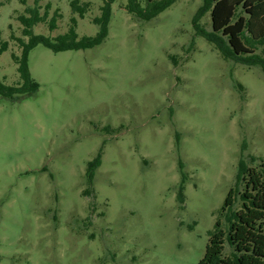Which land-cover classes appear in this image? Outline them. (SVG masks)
I'll list each match as a JSON object with an SVG mask.
<instances>
[{"label":"rangeland","instance_id":"obj_1","mask_svg":"<svg viewBox=\"0 0 264 264\" xmlns=\"http://www.w3.org/2000/svg\"><path fill=\"white\" fill-rule=\"evenodd\" d=\"M72 1L42 0L63 18L34 33L56 38L75 18L80 38L98 34L103 1L81 0L91 5L85 18ZM126 2L113 5L102 45L38 46L29 68L40 89L0 95V264H198L218 223L227 229L222 207L241 188L240 163L264 161V73L226 61L197 34L202 0H178L149 21ZM25 9L0 6L9 42L0 81L12 87V35L22 29L12 16ZM200 25L211 31L209 14Z\"/></svg>","mask_w":264,"mask_h":264},{"label":"trees","instance_id":"obj_2","mask_svg":"<svg viewBox=\"0 0 264 264\" xmlns=\"http://www.w3.org/2000/svg\"><path fill=\"white\" fill-rule=\"evenodd\" d=\"M42 0H35L33 6H27L28 0H19L26 6L23 13H16L12 18L21 24V36L12 35L20 54L12 58L19 71L20 82L8 86L0 81V95L12 101L27 98L40 89L30 73V53L38 46H43L54 53L80 51L102 45L109 33L113 16V5L118 0H102L100 15L93 19L98 27V34L92 37H79L77 21L71 19L66 33L56 38L35 34L37 25L46 26L49 32L58 28L62 17L56 9L50 17L51 3L42 6ZM178 0H127L121 3L130 14L138 19L149 21L170 8ZM7 0H0V6ZM193 24L197 34L204 37L221 53L224 59L243 64L246 67H259L264 73V0H202ZM72 10L80 18H85L91 11V5L81 0L71 2ZM209 14L211 31L205 30L200 21ZM12 30V26L10 27ZM0 32V55L9 49V42L3 41ZM89 163L88 177L94 180L95 171L101 165V155ZM249 163L241 162L237 175L241 188L231 189L225 199L222 211L226 216L227 229L223 230L219 222L210 235L204 257L198 264H264V161L250 156ZM185 181V179H184ZM183 181V183H184ZM184 191V187H182ZM184 195H179L184 203Z\"/></svg>","mask_w":264,"mask_h":264}]
</instances>
